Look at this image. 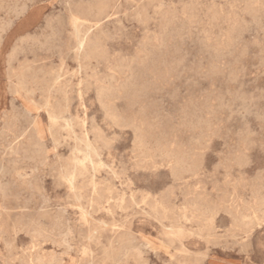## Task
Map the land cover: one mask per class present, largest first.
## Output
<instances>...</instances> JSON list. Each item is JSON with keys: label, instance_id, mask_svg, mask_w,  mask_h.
Returning a JSON list of instances; mask_svg holds the SVG:
<instances>
[{"label": "rangeland", "instance_id": "rangeland-1", "mask_svg": "<svg viewBox=\"0 0 264 264\" xmlns=\"http://www.w3.org/2000/svg\"><path fill=\"white\" fill-rule=\"evenodd\" d=\"M15 1L0 0V41L22 17L21 2L43 15L22 41L7 40L2 56L5 64L18 48L16 76L0 74V264H264V0H103L101 14L99 0ZM77 8L102 20L91 28L96 52L79 59L71 50ZM170 225L182 226L185 249L167 243Z\"/></svg>", "mask_w": 264, "mask_h": 264}, {"label": "bare ground", "instance_id": "bare-ground-1", "mask_svg": "<svg viewBox=\"0 0 264 264\" xmlns=\"http://www.w3.org/2000/svg\"><path fill=\"white\" fill-rule=\"evenodd\" d=\"M15 1V0H14ZM17 1V0H16ZM16 1H15V3H16ZM64 1V0H63ZM72 1H76V0H72ZM82 1V0H81ZM89 1H92V0H89ZM2 2V1H1ZM8 2V1H7ZM62 2V1H61ZM78 2H79V0H78ZM77 2V3H78ZM85 2V1H84ZM88 2V1H87ZM242 2V1H241ZM68 3V2H67ZM75 3V2H74ZM86 3V2H85ZM92 3V2H91ZM94 3V2H93ZM3 4V3H2ZM1 4V5H2ZM9 4V3H8ZM17 4V3H16ZM76 4V3H75ZM75 4H73L74 6H75ZM120 4V3H119ZM14 5V4H13ZM12 5V6H13ZM21 5L22 6H20L21 8L20 9H18L19 11H18V13H20L21 14V18L15 23V24H13V25H11V26H9L8 28H2V30L4 31L5 30V33H6V38L7 39H5V40H3V41H0V74L1 75H5V76H7V77H15L16 76V72H15V70H14V68L11 66V63H12V60H14L15 59V56H16V50L18 49L17 47H12V49L10 50V52L8 53V57H7V61L5 62V64L3 63V61H2V56H3V54L5 53V51H6V48H7V46H8V43H7V40H9L12 36H14V35H19L20 37V39L19 40H23V38L25 37V36H23L24 35V33L26 32V29L28 28V27H30L31 25H34L36 22H38V20L42 17V15H43V13H42V10L39 8V7H37V6H32V7H28L26 4H23L22 2H21ZM4 6H7V5H4ZM66 6V5H65ZM69 6V5H68ZM74 6H72V7H74ZM77 6V5H76ZM80 6V5H79ZM117 6H118V4H117ZM8 7H10V6H8ZM7 7V8H8ZM15 7H16V5H15ZM19 7V6H18ZM70 7H71V5H70ZM78 7V6H77ZM83 7V6H82ZM93 7L97 10V12H98V14H101V12L107 7V4L103 1V0H99V1H97L94 5H93ZM3 8V7H2ZM88 8H89V6H88ZM133 8V7H132ZM81 9V8H80ZM243 9V8H242ZM9 10H11V9H9ZM13 10V9H12ZM16 10H17V7H16ZM69 10V9H68ZM118 10H119V8H118ZM8 11V10H7ZM55 11V10H54ZM86 11V10H85ZM130 11V10H129ZM12 12V11H11ZM15 12V11H14ZM13 12V13H14ZM89 12V11H88ZM87 12V13H88ZM6 13V12H5ZM58 13V12H57ZM190 13V12H189ZM12 14V13H11ZM17 14V13H16ZM53 14V13H52ZM59 15V14H58ZM57 15V16H58ZM94 15H95V13H94ZM93 15V16H94ZM109 15V14H108ZM183 15V14H182ZM49 17H51L50 15H48ZM67 16V15H66ZM97 16V15H96ZM263 16H264V14H263ZM0 17H1V15H0ZM18 17V16H17ZM52 17H54V16H52ZM60 17V16H59ZM61 17H62V15H61ZM95 17V16H94ZM108 17V16H107ZM106 17V18H107ZM258 17V16H257ZM45 18H47V17H45ZM54 18H56V17H54ZM63 18H64V16H63ZM264 18V17H263ZM3 19V18H2ZM9 19V18H8ZM51 19V18H50ZM254 19H256V17L254 18ZM260 19V18H259ZM53 20V19H52ZM51 20V21H52ZM65 21V19H62V21ZM99 20H101L100 18H96L95 20H90L89 18H87V16H86V12H84L83 10H78V8L77 9H74V10H72L71 12H70V22H71V25H72V27H73V35H74V42H73V44H72V46H71V50H72V52H73V54H74V56H75V58L76 59H79L80 58V56L83 54V53H85V55H90V54H93V53H95L96 52V50H97V48H98V44H97V42H95V41H91V38H90V36H91V28H92V26H95V25H97L98 24V22H99ZM8 21V20H7ZM102 21V20H101ZM259 21V20H258ZM257 21V22H258ZM3 22V21H2ZM6 22V21H5ZM48 22V21H47ZM53 22V21H52ZM58 22V21H57ZM253 22V21H252ZM256 22V23H257ZM54 23H56V22H54ZM62 24H63V22H61ZM66 23V22H65ZM117 23H119V22H117ZM260 23V22H259ZM2 24V23H1ZM52 24V23H51ZM183 24V23H182ZM249 24V23H248ZM4 25V24H3ZM52 25H54V24H52ZM51 26V25H50ZM57 26V25H56ZM251 26V25H250ZM259 26V25H258ZM43 27V26H42ZM41 27V29H43ZM52 27V26H51ZM251 27H253V26H251ZM47 28V27H46ZM60 29V28H59ZM256 29V28H255ZM254 29V30H255ZM261 29H262V27H261ZM50 30V29H49ZM57 30V29H56ZM172 30V29H171ZM253 30V31H254ZM44 31V30H43ZM54 31V30H53ZM118 31V30H117ZM55 32V31H54ZM221 32V31H220ZM251 32V31H250ZM255 32V31H254ZM44 33V32H43ZM51 33V32H50ZM232 33V32H231ZM256 33H257V31H256ZM47 34H49V33H47ZM55 34V33H54ZM255 34V33H254ZM259 34V33H258ZM263 34H264V32H263ZM46 35V34H45ZM44 35V36H45ZM56 35V34H55ZM54 35V36H55ZM261 35H262V33H261ZM23 36V37H22ZM29 37H30V35H28ZM31 36H33V35H31ZM47 36V35H46ZM45 36V37H46ZM49 36V38H51L50 36V34L48 35ZM47 36V37H48ZM244 36V35H243ZM43 37V36H42ZM57 37V36H56ZM251 37V36H250ZM263 37V36H262ZM32 38V37H31ZM38 38V37H37ZM53 38V37H52ZM59 38V37H58ZM32 39H34V38H32ZM32 39H31V41H32ZM48 39V38H47ZM46 39V40H47ZM197 39V38H196ZM251 39V38H250ZM37 40H39V39H37ZM44 40V39H43ZM50 39H48V41H49ZM60 40V39H59ZM20 41V42H21ZM56 41H57V39H56ZM163 41V40H162ZM164 41H165V39H164ZM181 41V40H180ZM192 41V40H191ZM252 41H253V39H252ZM35 42V41H34ZM40 42V41H39ZM46 42V41H45ZM199 42V41H198ZM262 42V41H261ZM39 44V43H38ZM44 44H46V43H44ZM199 44V43H198ZM221 44V43H220ZM42 45V44H41ZM136 45H137V43H136ZM189 45V44H188ZM194 45H196L195 43H194ZM242 45H243V43H242ZM29 46V45H28ZM39 46V45H38ZM53 46V45H52ZM219 46V45H218ZM181 47V46H180ZM229 47V46H228ZM143 48V47H142ZM221 48V47H220ZM32 49V48H31ZM30 50V49H29ZM134 50V49H133ZM153 50V49H152ZM198 50H199V48H198ZM201 50H202V48H201ZM204 50V49H203ZM244 50V49H243ZM142 51V50H141ZM185 50H183V52H184ZM206 51V50H205ZM143 52V51H142ZM230 52V51H229ZM144 53V52H143ZM185 53V52H184ZM199 53H200V51H199ZM217 53V52H216ZM207 54V53H206ZM138 55V54H137ZM185 55V54H184ZM195 55V54H194ZM134 56V55H133ZM132 56V57H133ZM192 56V55H191ZM197 56V55H196ZM206 56H208V54L206 55ZM215 56V55H214ZM260 56V55H259ZM137 56H135V58H136ZM204 57V56H203ZM221 57H223V56H221ZM142 58V57H141ZM190 58V57H189ZM214 58V57H213ZM215 58H216V56H215ZM262 58V57H261ZM143 59V58H142ZM187 59V58H186ZM194 59H197V58H194ZM194 59H192V60H194ZM202 59H204V58H202ZM191 60V61H192ZM259 60H260V58H259ZM262 60V59H261ZM182 61V60H181ZM184 61V60H183ZM180 62V61H179ZM197 62H199L198 60H197ZM116 63V62H115ZM163 63V62H162ZM186 63H187V61H186ZM230 63V62H229ZM231 63H233V62H231ZM64 64V63H63ZM179 64V63H178ZM220 64V63H219ZM225 64V63H224ZM242 64V63H241ZM78 65H79V62H78ZM182 65H184L183 63H182ZM181 65V66H182ZM221 65H222V63H221ZM63 66V65H62ZM114 66V65H113ZM225 66V65H224ZM246 66V65H245ZM129 67V66H128ZM241 67V65L239 66V68ZM183 68H184V66H183ZM222 68V67H221ZM242 68V67H241ZM109 69V68H108ZM117 70V69H116ZM174 70V69H173ZM91 71V70H90ZM182 71H184V69L182 70ZM256 71H257V69H256ZM130 72V71H129ZM243 72V71H242ZM264 72V71H263ZM262 72V73H263ZM113 73V72H112ZM121 73V72H120ZM131 73V72H130ZM181 73V72H180ZM179 72H178V74H180ZM33 74V73H32ZM148 74V73H147ZM184 74V76H186L187 74L186 73H183ZM186 74V75H185ZM259 74V73H258ZM30 75V74H29ZM130 75V74H129ZM191 75V74H190ZM19 76V75H18ZM110 76V75H109ZM111 76H112V74H111ZM148 76V75H147ZM147 76H145V77H147ZM164 76V75H163ZM178 76V75H177ZM176 76V77H177ZM182 76V75H181ZM244 76V75H243ZM247 76V75H246ZM31 77V76H30ZM183 77V76H182ZM189 76H187V78H188ZM242 77V76H241ZM256 77V76H255ZM254 77V78H255ZM72 78V77H71ZM104 78V77H103ZM142 78V77H141ZM171 78V77H170ZM178 78V77H177ZM242 78H244V77H242ZM252 78V77H251ZM257 78V77H256ZM16 79H17V77H16ZM32 80V79H31ZM56 80V79H55ZM58 80V79H57ZM175 80V79H174ZM187 80V79H186ZM189 80V79H188ZM197 80V79H196ZM230 80V79H229ZM235 80V79H234ZM244 80V79H243ZM193 81V80H192ZM236 81V80H235ZM234 81V82H235ZM55 82V81H54ZM109 82H110V79H109ZM109 82H107V85H108V83ZM173 82V81H172ZM194 82V81H193ZM242 83H244L243 81H241ZM69 83V82H68ZM228 83V82H227ZM264 83V82H263ZM262 83V84H263ZM24 84V83H23ZM101 84H102V82H101ZM189 84V83H188ZM19 85V84H18ZM20 85H22L21 83H20ZM27 85V84H26ZM79 85H80V83H79ZM125 85V84H124ZM173 85V84H172ZM187 85V84H186ZM194 85V84H193ZM198 85V84H197ZM240 85V84H239ZM247 85V84H246ZM25 86V85H24ZM114 86V85H113ZM142 86V85H141ZM177 87H178V85H176ZM175 86V87H176ZM39 87V86H38ZM41 87V86H40ZM46 87V86H45ZM68 87H69V85H68ZM102 87V86H101ZM116 87V86H115ZM182 87V86H181ZM240 87V86H239ZM241 87H242V84H241ZM240 87V88H241ZM251 87V86H250ZM0 88H1V86H0ZM50 88V87H49ZM174 88V87H173ZM226 88V87H225ZM234 88H236V87H234ZM24 89H26V88H24ZM175 89V88H174ZM205 89V88H204ZM227 89V88H226ZM255 89V88H254ZM256 89H258V87H256ZM16 90V89H15ZM23 90V89H22ZM105 90V89H104ZM143 90V89H142ZM176 90H178L177 88H176ZM243 90V89H242ZM259 91H260V89H258ZM19 91V90H18ZM24 91V90H23ZM45 91H46V89H45ZM78 91V90H77ZM80 91V90H79ZM108 91V90H107ZM200 91H201V89H200ZM237 91V90H236ZM247 91V90H246ZM48 92H49V90H48ZM109 92V91H108ZM108 92H99V95L100 96H102V93H105V95H108ZM172 92V91H171ZM185 92V91H184ZM241 93H242V91H240ZM249 92H252V91H249ZM16 93V92H15ZM167 93V92H166ZM165 93V94H166ZM170 93V92H169ZM183 93V92H182ZM200 93V92H199ZM230 93V92H229ZM240 93V94H241ZM245 93H247V92H245ZM261 93V92H260ZM51 94V93H50ZM118 94V93H117ZM171 94V93H170ZM173 94V93H172ZM171 94V95H172ZM178 95V94H177ZM243 96H244V94H242ZM248 95H250V93H248ZM258 95V94H257ZM260 95V94H259ZM48 96V95H47ZM169 96V95H168ZM238 96V95H237ZM255 96V95H254ZM160 97V96H159ZM162 97V96H161ZM245 97H246V95H245ZM171 98V97H170ZM205 98V97H204ZM239 98H241V97H239ZM247 98V97H246ZM245 98V99H246ZM42 99V98H41ZM43 99H45V98H43ZM47 99H48V97H47ZM167 99V98H166ZM244 99V98H243ZM258 99V98H257ZM235 100H236V98H235ZM237 100H239V99H237ZM252 100H253V98H252ZM263 100V99H262ZM29 101V100H28ZM34 101V100H33ZM165 101H167V100H165ZM242 101H244V100H242L241 99V102ZM249 101V100H248ZM251 101V100H250ZM258 101V100H257ZM109 102V101H108ZM182 102V101H181ZM246 102V101H245ZM255 102H256V99H255ZM260 102V101H259ZM263 102V101H262ZM100 103V102H99ZM160 103V102H159ZM194 103H196L195 101H194ZM243 103V102H242ZM250 103V102H249ZM264 103V102H263ZM164 104V103H163ZM260 104V103H259ZM11 105H13V104H11ZM43 105H45L44 104V102H43ZM142 105H143V103H142ZM145 105V104H144ZM143 105V106H144ZM244 105V104H243ZM246 105H248V104H246ZM264 105V104H263ZM47 106H48V104H47ZM156 106V105H155ZM168 106V105H167ZM226 106V105H225ZM11 107V106H10ZM16 107V106H15ZM45 107V106H44ZM158 107V106H157ZM173 107V106H172ZM195 107H197V106H195ZM223 107V106H222ZM244 107V106H243ZM261 107H264V106H262L261 105ZM179 107H177V109H178ZM249 108H251V106L249 107ZM252 108H255V107H252ZM111 109V108H110ZM199 109V108H198ZM240 109H242V108H240ZM246 109V108H245ZM248 109V108H247ZM257 109V108H256ZM263 109V108H262ZM171 110V109H170ZM15 110H13V112H14ZM20 111V110H19ZM157 111V110H156ZM167 111V110H166ZM172 111V110H171ZM178 111H179V109H178ZM238 111V110H237ZM240 111V110H239ZM238 111V112H239ZM249 111V110H248ZM257 111H259V110H257ZM17 112H18V110H17ZM148 112V111H147ZM172 112H175L176 113V110L175 111H172ZM231 112V111H230ZM237 112V113H238ZM243 112V111H242ZM261 112V111H260ZM133 113V112H132ZM194 113H195V111H194ZM240 113V112H239ZM247 113V112H246ZM249 113V112H248ZM253 113H255V112H253ZM262 113H263V111H262ZM16 114H18V113H16ZM20 114V113H19ZM22 114V113H21ZM20 114V115H21ZM104 114V113H103ZM107 114V113H106ZM116 114V113H115ZM177 114V113H176ZM241 114V113H240ZM260 114V113H259ZM5 114H3V116H4ZM23 115V114H22ZM29 115V114H28ZM50 115V118L51 119H57L58 118V115H56V114H54V113H50L49 114ZM105 115V114H104ZM164 115V114H163ZM162 115V116H163ZM172 115V114H171ZM196 115V114H195ZM200 115H202V114H200ZM199 115V116H200ZM238 115V114H237ZM244 115V114H243ZM242 115V116H243ZM256 115V114H255ZM19 116V115H18ZM24 116V115H23ZM61 116V115H60ZM157 116V115H156ZM175 116H177V115H174V118H175ZM250 116V115H249ZM254 116V115H253ZM259 116V115H258ZM14 118H15V115L13 116ZM13 117H11V118H13ZM112 117V116H111ZM114 117V116H113ZM146 117V116H145ZM181 117V116H180ZM179 117V118H180ZM200 117H202V116H200ZM244 117H248V115L247 116H244ZM260 118H262L261 116H259ZM258 117V118H259ZM17 118V117H16ZM64 118V117H63ZM163 118H165V116L163 117ZM169 118H170V116H169ZM168 118V119H169ZM172 119H173V117H171ZM185 118V117H184ZM254 118V117H253ZM257 118V116L254 118V120ZM4 119V118H3ZM20 119V118H19ZM65 119V118H64ZM70 119V118H69ZM140 119V118H139ZM153 119V118H152ZM151 119V120H152ZM155 119V118H154ZM181 120H182V117L180 118ZM228 119V118H227ZM244 119V118H243ZM263 119V118H262ZM8 120V119H7ZM24 120H25V118H24ZM27 120H28V118H27ZM109 120V119H108ZM110 120L112 121V119L110 118ZM171 120V119H170ZM195 120V119H194ZM261 120V119H260ZM12 121V120H11ZM14 121V120H13ZM22 121V120H21ZM32 120H30V122H31ZM118 121H120V120H118ZM163 121V120H162ZM172 121V120H171ZM180 121V120H179ZM178 121V122H179ZM183 121V120H182ZM191 121V120H190ZM207 121V120H206ZM209 121H211V120H209ZM227 121V120H226ZM233 121H236V120H233ZM10 122V121H9ZM15 122V121H14ZM17 122V121H16ZM113 122V121H112ZM246 122V121H245ZM258 122V121H257ZM25 123V122H24ZM32 123V122H31ZM158 123V122H157ZM183 123V122H182ZM188 123V122H187ZM231 123V122H230ZM243 123V122H242ZM262 123H264V121L262 122ZM262 123H260V124H262ZM11 124V123H10ZM53 124V123H52ZM85 124V123H84ZM150 124V123H149ZM180 124H181V122H180ZM200 124V123H199ZM229 124V123H228ZM260 124H258L257 123V125H260ZM7 125H9L8 123H7ZM21 125V124H20ZM25 125V124H24ZM30 125H33V124H30ZM66 125V124H65ZM172 125V124H171ZM176 125H178V123L176 124ZM219 125V124H218ZM227 125V124H226ZM230 125H232V124H230ZM246 125V124H245ZM12 126V125H11ZM11 126H10V128H11ZM23 126V125H22ZM51 126V125H50ZM160 125H158V127H159ZM248 126V125H247ZM2 127V126H1ZM25 127V126H24ZM27 127V126H26ZM25 127V128H26ZM127 127V126H126ZM133 128H134V126H132ZM177 127V126H176ZM179 127H180V125H179ZM206 127H208V125L206 126ZM205 127V128H206ZM222 127V126H221ZM230 127V126H229ZM249 127V126H248ZM4 128V127H3ZM13 128V127H12ZM17 128H18V126H17ZM28 128V127H27ZM33 128V127H32ZM111 128V127H110ZM160 128V127H159ZM178 128V127H177ZM202 128V127H201ZM213 128V127H212ZM217 128V127H216ZM226 128H227V126H226ZM5 129H7V127L5 128ZM14 129V128H13ZM31 129V128H30ZM34 129V128H33ZM37 129V128H36ZM136 129V128H135ZM134 129V130H135ZM157 129V128H156ZM161 129V128H160ZM170 129H172V128H170ZM175 129V128H174ZM221 129V128H220ZM233 129H234V127H233ZM255 129V128H254ZM262 129V128H261ZM260 129V130H261ZM1 130V129H0ZM28 130V129H27ZM205 130V129H204ZM222 130H223V128L221 129V132H222ZM235 130V129H234ZM236 130H237V128H236ZM259 130V129H258ZM5 131V130H4ZM13 131V130H12ZM23 132H24V130H22ZM97 131V130H96ZM101 131V130H100ZM210 131V130H209ZM216 131V130H215ZM3 132V131H2ZM17 132V131H16ZM20 132V131H19ZM28 132V131H27ZM50 132V131H49ZM199 132V131H198ZM205 132H206V130H205ZM217 132V131H216ZM215 132V133H216ZM226 132V131H225ZM224 132V133H225ZM230 132V131H229ZM238 132V131H237ZM241 132V131H240ZM256 132V131H255ZM1 133V132H0ZM6 133V132H5ZM33 133V132H32ZM85 133H86V131H85ZM132 133H134L133 131H132ZM202 133V132H201ZM201 133H199V134H201ZM212 133V132H211ZM218 133V132H217ZM234 133V132H233ZM2 135H3V133H1ZM19 134V133H18ZM35 134V133H34ZM39 134V133H38ZM74 134V133H73ZM101 134V133H100ZM153 134V133H152ZM158 134V133H157ZM203 134V133H202ZM208 134V133H207ZM262 134V133H261ZM16 136H17V134H15ZM37 135V133L35 134V136ZM102 135V134H101ZM213 135V134H212ZM220 135V134H219ZM224 135V134H223ZM227 135V134H226ZM232 135V134H231ZM253 135H255V133L253 134ZM9 136H10V133H9ZM103 136V135H102ZM234 136V135H233ZM238 136V135H237ZM250 136H251V134H250ZM256 136V135H255ZM260 136V135H259ZM264 136V135H263ZM262 136V137H263ZM4 137V136H3ZM19 137H21V134H20V136ZM19 137H16V138H19ZM119 137V136H118ZM135 137V136H134ZM148 137V136H147ZM160 137V136H159ZM173 137V136H172ZM180 137V136H179ZM191 137V136H190ZM240 137V136H239ZM238 137V138H239ZM1 138V137H0ZM35 138H37V136L35 137ZM61 138V137H60ZM88 138V137H87ZM150 138H152V137H150ZM164 138V135H163V137H162V139ZM181 138V137H180ZM242 139H243V137H241ZM2 139V138H1ZM9 139V138H8ZM38 139H39V137H38ZM42 139V138H41ZM136 139H138V137L136 138ZM147 139V138H146ZM194 139V138H193ZM3 140H4V138H3ZM23 140V139H22ZM33 140V139H32ZM133 140V139H132ZM181 140V139H180ZM190 140V139H189ZM198 140H199V138H198ZM208 140V139H207ZM238 140V139H237ZM105 141V140H104ZM144 140H142V142H143ZM148 141V140H147ZM150 141V140H149ZM155 141V140H154ZM173 141H176V140H173ZM194 141H195V139H194ZM239 141V140H238ZM237 141V142H238ZM241 141V140H240ZM243 141V140H242ZM248 141V140H247ZM260 141V140H259ZM2 142V141H1ZM33 142H35V141H33ZM212 142V141H211ZM250 142H252V141H248V144H250ZM141 143V142H140ZM171 143V142H170ZM174 143V142H173ZM194 143H196V142H194ZM239 143H241V142H239ZM108 144H110L109 143V141H108ZM139 144V143H138ZM143 144V143H142ZM161 144V143H160ZM163 144V143H162ZM165 144H166V142H165ZM176 144V143H175ZM174 144V145H175ZM22 145H23V143H22ZM29 145V144H28ZM90 142H88V141H86L85 142V147L87 148V150L85 149V151H84V158H89L90 157V155H89V148H90ZM137 145V144H136ZM199 145V144H198ZM201 145V144H200ZM243 145V144H242ZM251 145V144H250ZM21 146V145H20ZM146 146V145H145ZM151 146V145H150ZM156 146V145H155ZM166 146V145H165ZM176 146H177V144H176ZM249 146V145H248ZM24 147V146H23ZM170 147V146H169ZM231 147V146H230ZM244 147H246L245 145H244ZM261 147V146H260ZM8 148V147H7ZM25 148V147H24ZM148 148V147H147ZM164 148V147H163ZM172 146H171V150H172ZM176 148V147H175ZM249 148V147H248ZM251 148V147H250ZM250 148L248 149V150H250ZM264 148V147H263ZM149 149V148H148ZM157 149V148H156ZM168 149V148H167ZM202 149V148H201ZM3 150H4V148H3ZM37 150V149H36ZM75 150H77V151H80V150H82L80 147H75ZM92 150V149H91ZM150 150V149H149ZM240 150V149H239ZM10 151V150H9ZM55 151V150H54ZM177 151H178V149H177ZM215 151V150H214ZM12 152V151H11ZM56 152V151H55ZM83 152V151H82ZM170 152V151H169ZM48 153V152H47ZM133 153V152H132ZM135 153V152H134ZM159 153V152H158ZM184 153V152H183ZM239 153V152H238ZM150 154H152V153H150ZM165 154V153H164ZM190 154V153H189ZM204 154V153H203ZM224 154V153H223ZM231 154V153H230ZM236 154V153H235ZM249 154V153H248ZM134 155V154H133ZM133 155H132V157H133ZM228 155V154H227ZM233 156H234V154H232ZM240 155V154H239ZM244 155V153L242 154V156ZM13 156V155H12ZM37 156V155H36ZM148 156V155H147ZM157 156V155H156ZM155 156V157H156ZM171 156V155H170ZM176 156V155H175ZM188 156V155H187ZM224 156H225V154H224ZM249 156V155H248ZM15 157V156H14ZM139 157V156H138ZM142 157V156H141ZM155 157H153L154 159H155ZM241 157V156H240ZM240 157L238 158V159H240ZM136 158V157H135ZM160 158V157H159ZM228 158V157H227ZM236 158V157H235ZM235 158H233V160L235 159ZM243 158V157H242ZM247 158V157H246ZM75 159V158H74ZM145 159H146V157H145ZM150 159V158H149ZM172 159V158H171ZM180 159H181V157H180ZM137 160V159H136ZM138 160H139V158H138ZM144 160V159H143ZM172 160H174V159H172ZM182 160V159H181ZM201 160V159H200ZM203 160V159H202ZM228 160V159H227ZM142 161V160H141ZM153 161V160H152ZM219 161V160H218ZM224 161V160H223ZM229 161H231L232 162V160H229ZM76 162H77V160H76ZM216 162V161H215ZM220 162V161H219ZM235 162V161H234ZM233 162V163H234ZM20 163V162H19ZM92 163V162H91ZM103 164V161L102 162H100V164ZM168 163V162H167ZM167 163H166V165H167ZM221 163V162H220ZM233 163H231V164H233ZM99 164V165H100ZM149 164V163H148ZM184 164V163H183ZM218 164V163H217ZM239 164V163H238ZM241 164V163H240ZM160 165H162L161 163H160ZM178 165V164H177ZM226 165H229V162H228V164H226ZM236 165V164H235ZM234 165V166H235ZM1 166V165H0ZM103 166V165H102ZM224 166V165H223ZM107 167V166H106ZM166 167V166H165ZM168 167H170V166H168ZM228 167V166H227ZM233 167V166H232ZM237 167V166H236ZM142 168V167H141ZM212 168V167H211ZM264 168V167H263ZM91 169H92V167H91ZM215 169V168H214ZM230 169H231V166H230ZM262 169V168H261ZM69 170V169H68ZM145 170H147V169H145ZM171 170V169H170ZM183 170H184V168H183ZM263 170V169H262ZM93 171V170H92ZM228 171V170H227ZM226 171V172H227ZM231 171V170H230ZM230 171H228V172H230ZM256 171V170H255ZM235 172H237V170L235 171ZM239 172H240V168H239ZM202 173H204L203 171H202ZM208 173V172H207ZM244 173V172H243ZM243 173H241V175L243 176ZM259 173V172H258ZM212 174V173H211ZM245 174V173H244ZM78 175V174H77ZM240 175V176H241ZM260 175V174H259ZM75 176H76V173H75V171H72L71 173H69V177H67V180H68V182L70 183V185H72L73 186V182H74V179H75ZM226 176V175H225ZM233 176V175H232ZM245 176V175H244ZM258 176V175H257ZM264 176V175H263ZM262 175H261V177H263ZM93 177V176H92ZM237 177H238V175H237ZM259 177V176H258ZM226 178V177H225ZM236 178V177H235ZM235 178H233V179H235ZM242 178V177H241ZM244 179H245V177H243ZM249 178H250V176H249ZM93 179V178H92ZM205 179V178H204ZM243 179V180H244ZM255 179H256V176H255ZM260 179V178H259ZM225 180V179H224ZM246 180V179H245ZM250 180V179H249ZM256 180H258V179H256ZM256 180L254 181V183L256 184ZM129 181V180H128ZM220 181V180H219ZM233 181V180H232ZM231 181V182H232ZM235 181V180H234ZM261 181H262V179H261ZM101 182H103V181H101ZM224 182V181H223ZM230 182V181H229ZM241 182H243V181H241ZM246 182V181H245ZM260 182V181H259ZM0 183H2V182H0ZM98 183H100V182H98ZM249 183V182H248ZM261 183V182H260ZM260 183H259V185H260ZM119 184H120V182H119ZM224 184V183H223ZM239 184V183H238ZM237 184V185H238ZM250 184V183H249ZM254 184V185H255ZM92 185V184H91ZM100 185V184H99ZM226 185V184H225ZM224 185V186H225ZM229 185V184H228ZM241 185H243V184H241ZM251 185L252 184H250V187H251ZM253 185V187H255ZM262 185V184H261ZM218 186V185H217ZM249 186V185H248ZM203 187V186H202ZM215 187V186H214ZM242 187H244V185L242 186ZM262 189H263V186L261 187ZM260 188V189H261ZM187 189V188H186ZM185 189V190H186ZM244 189H245V187H244ZM252 189V188H251ZM255 189V188H254ZM257 189H259L258 187H257ZM95 190V189H94ZM207 190V189H206ZM210 190V189H209ZM224 190V189H223ZM230 190V189H229ZM234 190V189H233ZM236 190V189H235ZM247 190V189H246ZM253 190V189H252ZM256 190V189H255ZM2 191V190H1ZM162 191V190H161ZM216 191V190H215ZM257 191V190H256ZM107 192V191H106ZM146 192V191H145ZM158 192H160V191H158ZM217 192V191H216ZM222 192V191H221ZM232 193H233V191H231ZM242 192V191H241ZM252 192V191H251ZM250 192V193H251ZM264 192V191H263ZM263 192H261V193H263ZM121 193H122V191H121ZM143 193V192H142ZM218 193V192H217ZM228 193V192H227ZM232 193H230V195L232 194ZM244 193V192H243ZM245 193H246V191H245ZM220 194H222V193H220ZM224 194V193H223ZM223 194H222V196H223ZM264 194V193H263ZM117 195V194H116ZM148 195V194H147ZM147 195H146V199H148L147 198ZM186 195V194H185ZM188 195V194H187ZM190 195V194H189ZM197 195H202V194H197ZM229 195V196H230ZM253 195V194H252ZM255 195V194H254ZM257 195V194H256ZM259 195V194H258ZM130 197H132L131 195H129ZM206 196V195H205ZM235 195H233V198H235L234 197ZM239 196V195H238ZM237 196V197H238ZM248 196V195H247ZM249 196H251V195H249ZM1 197H3V196H1ZM79 197V196H78ZM104 197V196H103ZM120 197V196H119ZM187 197V196H186ZM185 197V198H186ZM203 197V196H202ZM240 197V196H239ZM243 197V196H242ZM174 198L176 199V196H174ZM173 198V199H174ZM201 198V197H200ZM230 198V197H229ZM254 198H255V196H254ZM141 199V198H140ZM183 199V198H182ZM213 199V198H212ZM239 199V198H238ZM246 199V198H245ZM258 199V198H257ZM80 200H81V198H80ZM149 200V199H148ZM153 200V199H152ZM195 200V199H194ZM242 200V199H241ZM247 200V199H246ZM249 200V199H248ZM263 200V199H262ZM3 201V200H2ZM88 201V200H87ZM91 201V200H90ZM133 201V200H132ZM138 201V200H137ZM183 201V200H182ZM185 201V200H184ZM187 201V200H186ZM215 201V200H214ZM253 201V200H252ZM188 202V201H187ZM190 202V201H189ZM254 202V201H253ZM258 202V201H257ZM79 203V202H78ZM141 203V202H140ZM234 203V202H233ZM134 204V203H133ZM156 204V203H155ZM191 204V203H190ZM193 204V203H192ZM217 204V203H216ZM220 204V203H219ZM240 204V203H239ZM243 204V203H242ZM244 204H246L245 202H244ZM260 204V203H259ZM26 205V204H25ZM89 205V204H88ZM139 205V204H138ZM184 205V204H183ZM182 205V206H183ZM198 205V204H197ZM196 205V206H197ZM201 205V204H200ZM214 205H215V203H214ZM241 205V204H240ZM247 205V204H246ZM260 205H262V204H260ZM149 206H151V205H149ZM170 206V205H169ZM172 206H174V204L173 205H171V207ZM176 206V205H175ZM191 206H193V205H190V207ZM219 206V205H218ZM237 206V205H236ZM4 207V206H3ZM119 207H120V205H119ZM187 207V206H186ZM201 207V206H200ZM205 207V206H204ZM256 207H258V205L256 206ZM262 207V206H261ZM260 207V208H261ZM57 208H61V206L60 207H57ZM152 208H154V207H152ZM151 208V209H152ZM156 208V207H155ZM184 208V207H183ZM197 208V207H196ZM219 208H221V207H219ZM80 209V208H79ZM109 209V208H108ZM118 209H120V208H118ZM175 209V208H174ZM245 209H246V207H245ZM256 209V208H255ZM262 209V208H261ZM12 210V209H11ZM97 210V209H96ZM152 210H154V209H152ZM179 210V209H178ZM194 210V209H193ZM196 210V209H195ZM220 210V209H219ZM81 211V210H80ZM85 211V210H84ZM145 211V210H144ZM214 210H212L211 208H203L202 209V212H201V215H205L206 213H208V212H213ZM229 211H231V209L229 210ZM260 211V210H259ZM263 211V210H262ZM107 212V211H106ZM154 212V211H153ZM228 212V211H227ZM238 212H240V211H238ZM244 212H245V210H244ZM249 212V211H248ZM85 213V212H84ZM83 213V214H84ZM121 213V212H120ZM147 213V212H146ZM186 213V212H185ZM230 213V212H229ZM232 214H233V212H231ZM236 213V212H235ZM254 213V212H253ZM89 214V213H88ZM227 214V213H226ZM231 214V215H232ZM249 214V213H248ZM258 214V213H257ZM264 213L262 212V214L261 215H263ZM228 216L230 215V214H227ZM235 215V217H236V214H234ZM238 215H239V213H238ZM240 215H242L241 213H240ZM251 215V214H250ZM256 215V214H255ZM112 216V215H111ZM246 216H248V215H246ZM232 218L234 217V216H231ZM231 217H230V219H231ZM195 218H197V217H195ZM205 218V217H204ZM207 218V217H206ZM254 218V217H253ZM257 218H262V217H257ZM234 219V218H233ZM236 219H238V218H236ZM255 219V218H254ZM158 220V219H157ZM205 220H208V222H209V219L207 218V219H205ZM239 220V219H238ZM251 220V219H250ZM242 221V220H241ZM252 221V220H251ZM250 221V222H251ZM258 221H261V220H258ZM211 222V221H210ZM257 221H255V223H256ZM262 222V221H261ZM99 223H102V222H99ZM238 223H240V221L238 222ZM237 223V224H238ZM244 223V222H243ZM213 224H215L214 222H213ZM105 225V224H104ZM253 225V224H252ZM234 226V225H233ZM237 226H239V225H237ZM115 227V226H114ZM197 227V226H196ZM211 227V226H210ZM230 227H232V226H230ZM250 227V226H249ZM19 228V227H18ZM166 228V227H165ZM211 228H213V227H211ZM235 228V227H234ZM238 228V227H237ZM239 228H240V226H239ZM238 228V229H239ZM243 228V227H242ZM251 228V227H250ZM253 228V227H252ZM20 229V228H19ZM245 229V228H244ZM244 229H242V230H244ZM69 230V229H68ZM96 230V229H95ZM197 230H199L198 229V227H197ZM246 230V229H245ZM182 231H183V229H182V226H179V225H170V227L168 228V233H167V238H166V240H167V243L169 244V245H172L174 242H176V241H178L179 242V248H177V249H185L184 247H183V245H182V243H181V240H179V236H180V234L182 233ZM249 231V230H248ZM70 232V231H69ZM212 232V231H211ZM243 232V234H244V231H242ZM65 236H67V235H65ZM65 238V237H64ZM85 238V237H84ZM226 238V237H225ZM156 239H158V238H156ZM148 243V242H147ZM250 243V242H249ZM37 245V244H36ZM244 245V247H245V244H243ZM250 245V244H249ZM146 246V245H145ZM144 246V247H145ZM32 247H33V245H32ZM124 247V246H123ZM122 247V249H125V247L123 248ZM153 247V246H152ZM164 247V246H163ZM241 247V246H240ZM32 249V248H31ZM167 249H169V248H167ZM154 250H155V247H154ZM153 250V251H154ZM178 251V250H177ZM243 251V250H242ZM185 252V251H184ZM186 253V252H185ZM139 254V253H138ZM169 255H171L170 253H169ZM198 255V254H197ZM201 255H203V254H201ZM49 256V255H48ZM199 256V255H198ZM205 256V255H204ZM120 257V256H119ZM202 257V256H201ZM30 258V257H29ZM196 259V258H195ZM30 260V259H29ZM74 260V259H73ZM126 260V259H125ZM120 261H123V260H120ZM200 261H201V259H200ZM2 262V261H1ZM6 262V261H5ZM43 262V261H42ZM48 262V261H47ZM199 262V261H198ZM128 263V262H127ZM138 264V263H137ZM200 264H202V263H200ZM209 264H230L229 262H226V261H224V260H219V259H213V260H210L209 261Z\"/></svg>", "mask_w": 264, "mask_h": 264}]
</instances>
